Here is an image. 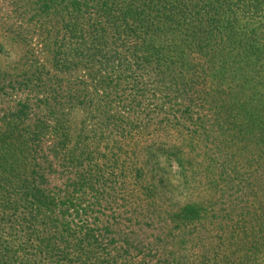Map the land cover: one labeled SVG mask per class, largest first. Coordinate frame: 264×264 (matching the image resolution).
<instances>
[{"label": "trees", "instance_id": "16d2710c", "mask_svg": "<svg viewBox=\"0 0 264 264\" xmlns=\"http://www.w3.org/2000/svg\"><path fill=\"white\" fill-rule=\"evenodd\" d=\"M0 104V264H264V0H0Z\"/></svg>", "mask_w": 264, "mask_h": 264}, {"label": "rangeland", "instance_id": "374dc122", "mask_svg": "<svg viewBox=\"0 0 264 264\" xmlns=\"http://www.w3.org/2000/svg\"><path fill=\"white\" fill-rule=\"evenodd\" d=\"M78 1H80V0H78ZM4 50L7 51V52H5L6 53L5 55L8 56L7 60L12 61V60L16 59V58H14V52L13 51L10 52V50H8L7 48H5ZM193 60L202 62V59H200V58H194ZM158 70L162 71L163 75L166 77V81L164 80V82L168 85L167 89H165V88L161 89V91L158 93L159 96H162L161 94H166V92H171V91H174L175 89H177V86H175V84L173 82L182 81L183 77H188V75L192 72L191 69H189L187 67L184 68V64H182L180 62H176L175 66L172 65L171 67H168L167 65L163 64L161 69L158 68ZM209 73L211 76L216 75L220 79H221V74H223V75L225 74V72H222L221 70H219L215 66L210 68ZM152 75L155 76V73ZM227 76L232 78V74L230 72L227 74ZM153 82H154V80H153V78H151V79L147 80L146 84H152ZM162 86L164 87L163 84H162ZM141 88H143V87H141ZM90 90H91V87H90ZM162 90H164V91H162ZM141 93L142 92L140 91L139 93H137L135 95V97L140 98ZM100 94H102V93H100ZM93 96L95 97L96 100L99 99L98 98L99 95L96 92L93 93ZM118 96L115 95L114 98L111 99V100L115 101L114 103H112L114 108H115V112H119L121 107H122V103H120V101L118 100ZM171 100H172V102H171ZM152 102H154V104L152 103V107H154L155 104L158 103L159 101H154V99H153ZM166 103H167L166 104L167 107H164L162 109L163 110L162 114L159 115V117L153 118L151 120H161V119H163V120H177V119H175L176 118V116H174L175 114H170V113H172V111H174L175 113H179L177 111V109H178V107H183L182 101L179 98L171 97ZM194 103H195V101H193L192 104H194ZM196 103L197 104H195L193 106V113L194 114L191 113V115H188L190 117H187V119H189V120H199V118L209 119L210 113L209 114L205 113L204 101L202 99H200V100H197ZM85 105L87 108L88 107H90V108L94 107V106H92V104L88 103V100L86 101ZM161 105H162V103H160L158 106H161ZM0 106H1V104H0ZM122 114H124L123 111H122ZM167 114H170V115H167ZM70 118H71V120H74V121L75 120H97V119H99V115L92 113V116H91V115H88L85 111H81V112L79 111V112H75V114L73 113ZM174 184H176V183L174 182ZM175 186L177 188L179 187V186H177V184Z\"/></svg>", "mask_w": 264, "mask_h": 264}]
</instances>
